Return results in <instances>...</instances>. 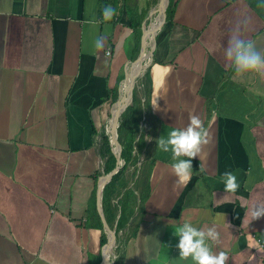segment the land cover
<instances>
[{
  "label": "crops",
  "instance_id": "obj_1",
  "mask_svg": "<svg viewBox=\"0 0 264 264\" xmlns=\"http://www.w3.org/2000/svg\"><path fill=\"white\" fill-rule=\"evenodd\" d=\"M157 1L0 0V264H92L101 253L102 232L85 226L100 217L99 132L119 99L112 90L126 104L138 82L132 98L135 90L143 102L147 72L150 112L139 124L138 161L151 165L150 193L120 264H193L176 247L174 230L184 222L215 226L219 242L208 243L228 254L227 264H264V251L253 246L264 243V217H247L253 202L264 201V75L237 78L223 56L234 31L264 50V0H172L171 23L153 49L151 39L152 60L137 81L140 44L130 23H149ZM107 6L115 10L110 20ZM190 114L209 142L191 159L184 186L156 140L185 127ZM225 171L237 177L235 193L224 190Z\"/></svg>",
  "mask_w": 264,
  "mask_h": 264
},
{
  "label": "trees",
  "instance_id": "obj_2",
  "mask_svg": "<svg viewBox=\"0 0 264 264\" xmlns=\"http://www.w3.org/2000/svg\"><path fill=\"white\" fill-rule=\"evenodd\" d=\"M104 3L105 1H103V4ZM175 5V2L169 0V4L166 8V14L168 17L167 23H171V17L173 15ZM141 19L142 18L133 20V22L130 23V28L132 29L137 48L139 47L141 39ZM123 79L124 74L122 76V80ZM141 84L143 86L145 100L142 102L134 90L131 105L126 109L120 120L119 143L122 146L124 164L120 168L119 172L112 177V180L105 186L103 191V211L105 219L110 227L116 226L118 232V239L114 248V252L116 254L115 264H120L124 244L127 243L129 239L136 236L138 225L141 221V216L143 215V205L148 199L150 193L149 180L151 165L146 163L145 159H141L138 175L135 179L136 172L138 170L137 162L141 158L143 152L142 148L145 146L143 135H141L138 141L134 143L139 134V124L142 119L143 112H150L148 99L151 87L148 72L144 75ZM118 96L119 88L112 90L111 99L114 100L118 98ZM105 102L106 100H104V103ZM99 136L100 152L104 161L102 164V171H98L95 174L96 178L102 174L108 175L117 165V156L113 152V146L110 142V137L106 132V128H103L101 132H99ZM134 145L136 146V151L134 150ZM195 162L198 167L201 166L200 161L196 160ZM132 182H134L133 188L127 190ZM124 190L126 191L124 192ZM134 192H137L139 195L137 214H135L137 203ZM129 223H131L130 226ZM85 226L88 228L99 229L102 232L101 247L107 243L108 236L103 230V224L98 215L93 221L86 222ZM101 257V253H98L93 257V259H91V263L100 264Z\"/></svg>",
  "mask_w": 264,
  "mask_h": 264
},
{
  "label": "clouds",
  "instance_id": "obj_3",
  "mask_svg": "<svg viewBox=\"0 0 264 264\" xmlns=\"http://www.w3.org/2000/svg\"><path fill=\"white\" fill-rule=\"evenodd\" d=\"M115 15V10L107 6L103 12V19L110 20ZM95 47L103 48L102 38H98ZM225 60L232 67L237 78H242L249 73L264 75V50H258L254 41L241 38L237 31L230 34L227 44L223 49ZM208 131L202 120L195 114L189 115L188 124L183 128L171 130L167 137L160 136L156 140V148L163 152H171L173 163L171 169L177 177V183L186 186L192 176L191 159L200 155L202 146L208 140ZM187 157V159H182ZM226 193H235L239 188L236 175L225 171L221 177ZM248 223L264 217V201L253 202L247 211ZM174 235L179 237L176 247L179 257L191 258L193 264H227L228 254L224 251L213 252L209 241L219 242V232L216 227L199 229L190 222L180 224ZM253 246L258 251H264V246L254 242Z\"/></svg>",
  "mask_w": 264,
  "mask_h": 264
},
{
  "label": "water",
  "instance_id": "obj_4",
  "mask_svg": "<svg viewBox=\"0 0 264 264\" xmlns=\"http://www.w3.org/2000/svg\"><path fill=\"white\" fill-rule=\"evenodd\" d=\"M169 4V0H160V4H159V7L160 10H158V13L161 14V16L163 17L162 19V23L159 24V28L156 30L155 32V35L152 36V41L154 42V45H155V39H156V36L157 34L159 33V31L161 30L162 26L165 24V22L168 20V17H167V14H166V8ZM142 31H143V26L142 28L140 29V33H141V39H140V49H139V53H138V56L136 58V60L134 62H136L139 58H140V55L141 53L143 52L142 50ZM152 51L153 50H150V54L152 56ZM151 60H152V57H151ZM148 61L146 62L144 65H143V71L141 72L140 74V77L141 78L144 74V72L146 71V68L147 66L149 65V63L151 62ZM132 90H131V101H132ZM121 98V94L119 95V99ZM118 99V100H119ZM117 100V101H118ZM131 101L130 103L123 109V111L121 112L120 116L118 117V119H116V133L114 135L111 134L110 130H109V127L111 125V121H113L114 119V114L113 112H111V117H110V120H109V123H108V126H107V134L109 135L110 139H111V144L114 146V149H113V152L115 153V155L117 156V165L116 167L114 168V170L109 173L108 175H105L99 186H98V192H99V211H100V217H101V221H102V224H103V228H104V231L105 233L107 234L108 236V241L107 243H105L102 248H101V258H102V261H101V264H103L104 262V254H105V249L107 248L106 246H108V250H109V254L112 252L113 250V247L116 245L117 243V239H118V232H117V227L114 226V227H110L105 219V216L103 214V191H104V188L105 186L112 180V177L117 174L120 170V168L123 166L124 164V156H123V151H122V146L121 144L119 143V126H120V120H121V117L122 115L125 113L126 109L131 105ZM116 103V102H115ZM114 103V104H115ZM115 106V105H114ZM144 114V112H143ZM144 118V117H143ZM141 133L139 132L138 136L136 137L134 143H136L139 139V137L141 136L140 135ZM134 150L136 151V146L134 145ZM137 165H139V161L137 162ZM138 175V171L136 173V177ZM107 259L109 260V264H114L113 261L111 260V257L109 255H107Z\"/></svg>",
  "mask_w": 264,
  "mask_h": 264
},
{
  "label": "bare ground",
  "instance_id": "obj_5",
  "mask_svg": "<svg viewBox=\"0 0 264 264\" xmlns=\"http://www.w3.org/2000/svg\"><path fill=\"white\" fill-rule=\"evenodd\" d=\"M159 4H160V0L158 2V4L152 9V11L150 12V16L151 18L153 19L152 22H150V26H148V22H145L143 24V44H142V50H143V47L145 48L144 49V53H143V59H144V62H143V59L141 61V55H140V58L134 63V65L138 64L137 66V73H136V79L135 80H138L139 77H140V74L141 72L143 71V65L148 62V60L150 61V41L152 39V36L155 35V32L156 30L159 28V24L162 23L161 22V14L158 13V10H160L161 7H159ZM163 19V18H162ZM148 26V27H146ZM145 27H146V31L148 33L147 35V38H146V34H145ZM158 35V34H157ZM145 40H146V44H145ZM153 43V46H152V49L154 47V42L152 41ZM145 45V46H144ZM142 54V53H141ZM131 65H129L130 67ZM127 80V75H126V78H125V81ZM137 83V82H136ZM135 83V84H136ZM134 84V85H135ZM132 85V88L131 90L133 91V89L135 88V86ZM131 90H130V95L127 97H125V101L128 100V102L125 104V103H121L122 102V97H123V94L121 92V98L118 100V102L115 104V107L113 109V114H114V119L113 121H111V128H113V133L112 135H114L116 133V119H118V117L120 116L121 112L123 111V109L130 103L131 101ZM120 107V112H114L116 108ZM115 125V126H114ZM108 251V246L107 248L105 249V254H104V262L103 264H105V261H106V252Z\"/></svg>",
  "mask_w": 264,
  "mask_h": 264
},
{
  "label": "rangeland",
  "instance_id": "obj_6",
  "mask_svg": "<svg viewBox=\"0 0 264 264\" xmlns=\"http://www.w3.org/2000/svg\"><path fill=\"white\" fill-rule=\"evenodd\" d=\"M159 1V0H158ZM157 1V2H158ZM152 18H150L149 19V24H148V26H150V22H152ZM148 26H146V27H148ZM150 28H151V26H150ZM162 29V28H161ZM158 35H159V33H158ZM159 40V39H158ZM156 41H157V39H156ZM144 57H143V54H142V58H141V61H142V59H143ZM149 61V60H148ZM143 62H144V59H143ZM137 81H139V79L137 80ZM137 84H140V83H138L137 82ZM136 85V84H135ZM134 85V86H135ZM136 87V86H135ZM139 89V87L137 86V89L136 90H138ZM117 103V102H116ZM109 119H110V117H109ZM108 121V120H107ZM108 126V125H107ZM107 128V127H106ZM114 248H115V246L113 247V250H112V252L109 254V256L111 257V260L113 261V263L115 264V259H116V254H115V252H114ZM101 264V263H100ZM105 264H109V263H105Z\"/></svg>",
  "mask_w": 264,
  "mask_h": 264
},
{
  "label": "built area",
  "instance_id": "obj_7",
  "mask_svg": "<svg viewBox=\"0 0 264 264\" xmlns=\"http://www.w3.org/2000/svg\"><path fill=\"white\" fill-rule=\"evenodd\" d=\"M110 54H111V52H108V53H107V55H110ZM122 86H123V83H122ZM106 132H107V130H106ZM110 141H111V139H110ZM112 146H113V145H112ZM113 149H114V146H113ZM116 202H117V201H116ZM259 241L261 242V245L264 246V243L262 242V240L259 239Z\"/></svg>",
  "mask_w": 264,
  "mask_h": 264
}]
</instances>
